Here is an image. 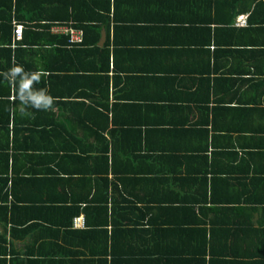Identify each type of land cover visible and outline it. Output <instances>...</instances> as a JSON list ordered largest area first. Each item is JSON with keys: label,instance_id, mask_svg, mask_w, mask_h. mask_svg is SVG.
I'll use <instances>...</instances> for the list:
<instances>
[{"label": "crops", "instance_id": "crops-1", "mask_svg": "<svg viewBox=\"0 0 264 264\" xmlns=\"http://www.w3.org/2000/svg\"><path fill=\"white\" fill-rule=\"evenodd\" d=\"M17 63L45 71L55 104L23 116L0 78L11 264H264V0H0V72ZM106 70L107 194L90 89Z\"/></svg>", "mask_w": 264, "mask_h": 264}, {"label": "trees", "instance_id": "trees-1", "mask_svg": "<svg viewBox=\"0 0 264 264\" xmlns=\"http://www.w3.org/2000/svg\"><path fill=\"white\" fill-rule=\"evenodd\" d=\"M26 1H29V0H26ZM36 1H44V0H36ZM10 10L9 11H12V6L9 7ZM15 12V18H17L19 21L22 20L21 22H25V21H29V22H32V21H42L43 18L42 17H38V19L36 20L35 18L37 17H33V16H29V17H26L25 14L21 13L17 8H15V10H13ZM11 17V16H10ZM71 16L67 15L66 18H63L64 20H66L67 22L68 21H71L70 20ZM58 18H52L51 21L53 22L54 20H57ZM62 19V21H64ZM37 24L34 25V27H42L43 28V33H36L38 34V36H40L41 38L42 37H45V36H54V37H59L57 36L58 34H51L50 31H49V28H50V25L48 24H40L39 22H36ZM26 32V31H25ZM32 32L30 31H27V35L28 34H31ZM34 34V32H33ZM69 36H66V41H65V44L68 45L69 47H71V52H79L80 49L83 47L84 45V42L81 41V42H70L69 41ZM83 40V39H82ZM25 42V39H21V41H19V47H21V45ZM107 60H108V66H109V57L107 55ZM108 68V67H107ZM98 81H97V86L95 87H91L90 89H92L93 93H95L97 95L98 98H96L95 96H90L88 95V100L89 102L93 103V101L95 100L96 98V101H95V107L98 111V113H100V116H103L105 118V121L101 122V127H99L100 130H96L95 131V135L96 137L100 140V143H101V147H100V159H103L104 161V169H103V173L105 176H102L100 177V182H101V186L102 188L105 189V193L107 194V191L109 189V187L113 188V183L112 181L110 182L109 178H108V174H109V165H108V152H109V149L111 148L109 146V140L104 136V133L106 131H108L109 133L112 132V130H108V125H109V122H108V116L107 114H105V112L108 110L109 108V77H108V72L107 70L105 72H99L98 73ZM77 89V86L76 87H73L72 89H70L69 93H68V97H72L73 95H75L76 93V90ZM94 98V99H93ZM105 110V112H104ZM105 114V115H104ZM71 137H73V135L70 134ZM75 138V137H73ZM76 140V138H75ZM136 149V148H135ZM102 164V163H101ZM102 164V165H103ZM211 186L210 187H205V199H204V203H208L211 205V208L208 209V211L210 212H217L218 210H220V208H218L217 205H223V204H216L215 203V199H214V196L212 194V192L210 193L209 195V188L211 189L212 191V183H210ZM210 196V197H209ZM107 197L105 198V202L104 204H101L102 206H98V207H95L98 211L95 212V219L98 220L100 218H104L105 220H108V209H107ZM262 203V206H264V200L261 201ZM257 211V210H256ZM71 217H70V221H69V226H72V220L74 218V216L78 215V211H71ZM86 215L88 216L89 218V215L90 214H93V212L89 213V211H85ZM7 236H6V231H2L0 232V264H11V258L8 259V257H11L12 253H11V249H9V247L7 246ZM263 263V260L261 259L260 260V264Z\"/></svg>", "mask_w": 264, "mask_h": 264}, {"label": "clouds", "instance_id": "clouds-1", "mask_svg": "<svg viewBox=\"0 0 264 264\" xmlns=\"http://www.w3.org/2000/svg\"><path fill=\"white\" fill-rule=\"evenodd\" d=\"M46 73L42 69L26 70L21 64H14L0 78L15 89L19 101L21 115L31 116L30 110L49 111L53 109L55 98L50 95L47 87H37Z\"/></svg>", "mask_w": 264, "mask_h": 264}, {"label": "built area", "instance_id": "built-area-1", "mask_svg": "<svg viewBox=\"0 0 264 264\" xmlns=\"http://www.w3.org/2000/svg\"><path fill=\"white\" fill-rule=\"evenodd\" d=\"M245 20H241V23H244ZM66 32L70 35V41L73 43L81 42L82 41V34H77L74 29L72 28H63ZM14 34L16 39L21 40L23 36V26L20 24L15 25ZM76 227H83L84 226V219L83 217H76L74 220Z\"/></svg>", "mask_w": 264, "mask_h": 264}]
</instances>
